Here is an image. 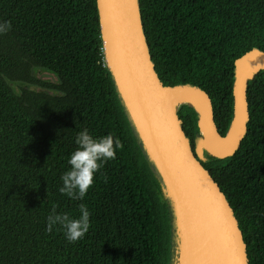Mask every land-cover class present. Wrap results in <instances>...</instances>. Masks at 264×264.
Listing matches in <instances>:
<instances>
[{
    "label": "trees",
    "instance_id": "obj_1",
    "mask_svg": "<svg viewBox=\"0 0 264 264\" xmlns=\"http://www.w3.org/2000/svg\"><path fill=\"white\" fill-rule=\"evenodd\" d=\"M137 2L158 78L203 90L224 136L235 61L264 52V0ZM3 21L11 28L0 34V264H172V202L105 66L96 0H0ZM246 101V133L233 155L204 152L202 165L233 209L249 264H264V71L248 82ZM177 116L194 149L198 114L183 104ZM83 128L112 133L121 148L82 201L89 231L68 243L58 228L45 231L46 217L53 207L79 216L81 201L58 189Z\"/></svg>",
    "mask_w": 264,
    "mask_h": 264
},
{
    "label": "water",
    "instance_id": "obj_2",
    "mask_svg": "<svg viewBox=\"0 0 264 264\" xmlns=\"http://www.w3.org/2000/svg\"><path fill=\"white\" fill-rule=\"evenodd\" d=\"M96 5L105 66L146 156L172 202L175 227L172 264H180L182 258L179 203L195 219L212 251L214 264H249L239 222L225 193L202 161L204 152L216 159L230 157L244 137L249 119L246 88L255 74L264 71V52L253 49L235 61L232 121L222 136L214 121L211 100L203 90L189 85H165L158 78L143 35L137 0H96ZM189 98L200 103L201 111L189 101L179 102ZM183 104L198 114L201 139L194 149L177 116Z\"/></svg>",
    "mask_w": 264,
    "mask_h": 264
},
{
    "label": "clouds",
    "instance_id": "obj_3",
    "mask_svg": "<svg viewBox=\"0 0 264 264\" xmlns=\"http://www.w3.org/2000/svg\"><path fill=\"white\" fill-rule=\"evenodd\" d=\"M11 28L9 21L0 22V34ZM75 148L67 157V168L61 173L59 192L73 201H81L77 205L79 216L68 213H57L55 207L46 217V232L59 229L68 243L82 239L90 228V211L84 201L89 189L93 187L95 177L100 168L116 159L120 141L112 134L93 136L87 128L76 132Z\"/></svg>",
    "mask_w": 264,
    "mask_h": 264
},
{
    "label": "bare ground",
    "instance_id": "obj_4",
    "mask_svg": "<svg viewBox=\"0 0 264 264\" xmlns=\"http://www.w3.org/2000/svg\"><path fill=\"white\" fill-rule=\"evenodd\" d=\"M180 101H189L198 111H201L200 103L194 98L179 99ZM178 213L183 243L185 244L180 264H214L212 251L201 235L195 219L181 203L178 204Z\"/></svg>",
    "mask_w": 264,
    "mask_h": 264
},
{
    "label": "rangeland",
    "instance_id": "obj_5",
    "mask_svg": "<svg viewBox=\"0 0 264 264\" xmlns=\"http://www.w3.org/2000/svg\"><path fill=\"white\" fill-rule=\"evenodd\" d=\"M43 75H44V77L46 76L45 74H42L41 77H42ZM151 168H152L153 172L156 173L154 167L151 166ZM184 249H185V244L183 243L182 251H183ZM182 253H183V252H182Z\"/></svg>",
    "mask_w": 264,
    "mask_h": 264
}]
</instances>
